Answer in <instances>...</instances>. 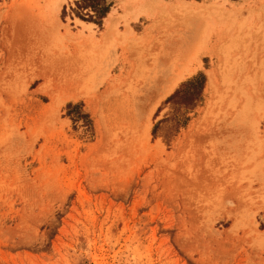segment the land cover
<instances>
[{"label":"rangeland","instance_id":"374dc122","mask_svg":"<svg viewBox=\"0 0 264 264\" xmlns=\"http://www.w3.org/2000/svg\"><path fill=\"white\" fill-rule=\"evenodd\" d=\"M110 12L0 0V264H264V0Z\"/></svg>","mask_w":264,"mask_h":264},{"label":"bare ground","instance_id":"6f19581e","mask_svg":"<svg viewBox=\"0 0 264 264\" xmlns=\"http://www.w3.org/2000/svg\"><path fill=\"white\" fill-rule=\"evenodd\" d=\"M61 1V0H60ZM187 5H189V3H187V2H184V4L182 5V6H184V7H188ZM198 5V4H197ZM200 6V5H199ZM198 6V8H202L203 6H201V7H199ZM59 7L60 6H58L57 8H56V11L57 10H59ZM204 8V7H203ZM206 8V7H205ZM140 14V13H139ZM198 18V17H197ZM114 27H115V18H114V16L112 15V14H110L107 18H106V20H105V29H104V32L101 34V41H103V40H105L111 33H113V34H116V33H114ZM127 32H128V30H127ZM110 37V36H109ZM108 37V38H109ZM110 39V38H109ZM108 40V39H107ZM158 68V67H157ZM156 68V69H157ZM155 70V69H154ZM153 70V71H154ZM165 72V70L164 69H159L158 68V70H156V74L155 75H158V77H159V75L162 77V79H163V77H164V80H162V83H163V87L158 91V88L156 89V91L158 92V97L159 98H164V97H166L168 94H170L175 88H176V86L178 85V83L182 80V78H183V72L182 71H180V73H178V74H176V75H171V74H169L170 72L169 71H167L168 72V74H169V76H168V74H167V72L166 73H164ZM151 73V72H150ZM152 75V73L150 74V76ZM148 76V75H147ZM150 76H148V77H150ZM144 77V76H143ZM155 77V76H154ZM154 77L152 78L153 79V82L152 83H155V81H154ZM142 78V77H141ZM157 78V77H156ZM156 80V79H155ZM159 80H160V77H159ZM147 81H148V79H147ZM142 82V81H141ZM150 82V81H149ZM208 83L211 85V84H213V76H211V74H209V77H208ZM146 85H147V83H146ZM145 85V86H146ZM152 85V84H151ZM154 85V84H153ZM152 85V87H154ZM157 85V84H156ZM160 86V85H159ZM142 88V87H141ZM151 88V86L148 88V89H150ZM211 89H212V87H211ZM155 91V93H157ZM146 92H149V93H151L150 92V90H147ZM150 95V94H149ZM127 104V103H126ZM125 104V105H126ZM137 106V105H136ZM128 109V108H127ZM125 112V111H124ZM131 112V111H130ZM126 113V112H125ZM124 113V114H125ZM128 113V112H127ZM122 116H123V114H122ZM129 116H131V115H129ZM133 116V115H132ZM131 116V117H132ZM143 117V116H142ZM127 118V117H126ZM122 119V118H121ZM135 119V118H134ZM140 119H142V118H140ZM139 119V120H140ZM144 120V119H143Z\"/></svg>","mask_w":264,"mask_h":264},{"label":"trees","instance_id":"16d2710c","mask_svg":"<svg viewBox=\"0 0 264 264\" xmlns=\"http://www.w3.org/2000/svg\"><path fill=\"white\" fill-rule=\"evenodd\" d=\"M76 10L86 11L92 15H86V19L84 17H79L81 20L89 23H93L97 26L101 25V21L106 17V15L110 12V9L113 5V0H74ZM201 1V0H196ZM77 13V11H76ZM198 78H202L198 76L186 85L197 82Z\"/></svg>","mask_w":264,"mask_h":264},{"label":"crops","instance_id":"0c3cea01","mask_svg":"<svg viewBox=\"0 0 264 264\" xmlns=\"http://www.w3.org/2000/svg\"><path fill=\"white\" fill-rule=\"evenodd\" d=\"M126 1H129V0H126ZM113 10H111V12H112ZM111 12H109L108 14H107V16H106V18L110 15V14H112L113 16H114V18H115V15H114V13H111ZM106 18H105V20H106ZM105 27V26H104Z\"/></svg>","mask_w":264,"mask_h":264}]
</instances>
